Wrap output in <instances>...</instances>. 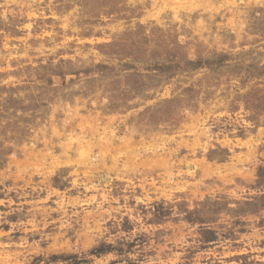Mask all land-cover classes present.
I'll return each instance as SVG.
<instances>
[{"label": "rangeland", "instance_id": "obj_1", "mask_svg": "<svg viewBox=\"0 0 264 264\" xmlns=\"http://www.w3.org/2000/svg\"><path fill=\"white\" fill-rule=\"evenodd\" d=\"M0 264H264V0H0Z\"/></svg>", "mask_w": 264, "mask_h": 264}, {"label": "trees", "instance_id": "obj_2", "mask_svg": "<svg viewBox=\"0 0 264 264\" xmlns=\"http://www.w3.org/2000/svg\"><path fill=\"white\" fill-rule=\"evenodd\" d=\"M102 69L106 70V69H107V67H102Z\"/></svg>", "mask_w": 264, "mask_h": 264}]
</instances>
